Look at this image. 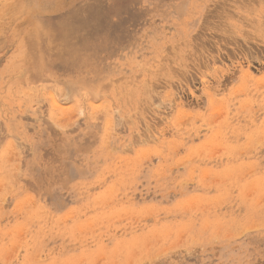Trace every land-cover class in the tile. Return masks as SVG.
<instances>
[{
    "label": "rangeland",
    "instance_id": "1",
    "mask_svg": "<svg viewBox=\"0 0 264 264\" xmlns=\"http://www.w3.org/2000/svg\"><path fill=\"white\" fill-rule=\"evenodd\" d=\"M263 18L0 0V264H264Z\"/></svg>",
    "mask_w": 264,
    "mask_h": 264
},
{
    "label": "bare ground",
    "instance_id": "2",
    "mask_svg": "<svg viewBox=\"0 0 264 264\" xmlns=\"http://www.w3.org/2000/svg\"><path fill=\"white\" fill-rule=\"evenodd\" d=\"M243 1V0H242ZM247 1V0H246ZM249 3V2H248ZM257 3V2H256ZM246 4V3H245ZM227 12V11H226ZM263 13V12H262ZM261 19V18H260ZM262 20H264V18L262 19ZM264 21H262V23H263ZM258 23V22H257ZM259 25V24H258ZM264 25V24H263ZM261 27V26H260ZM260 27H257V28H260ZM262 28V27H261ZM264 30V29H263ZM262 30V31H263ZM261 30L259 31V32H262ZM264 33V32H263ZM256 36V35H255ZM263 37V36H262ZM259 40H261V39H259ZM257 42V41H256ZM261 48V47H260ZM261 50V49H260ZM51 99V98H50Z\"/></svg>",
    "mask_w": 264,
    "mask_h": 264
}]
</instances>
